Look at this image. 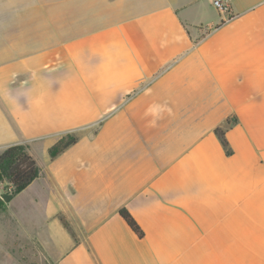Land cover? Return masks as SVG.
I'll return each instance as SVG.
<instances>
[{
    "label": "crops",
    "instance_id": "1",
    "mask_svg": "<svg viewBox=\"0 0 264 264\" xmlns=\"http://www.w3.org/2000/svg\"><path fill=\"white\" fill-rule=\"evenodd\" d=\"M224 1L0 0V153L46 154L0 239L51 264H264V0Z\"/></svg>",
    "mask_w": 264,
    "mask_h": 264
},
{
    "label": "trees",
    "instance_id": "2",
    "mask_svg": "<svg viewBox=\"0 0 264 264\" xmlns=\"http://www.w3.org/2000/svg\"><path fill=\"white\" fill-rule=\"evenodd\" d=\"M226 127H217L215 133L227 154H231L232 149L226 137ZM78 139L79 137L73 133L63 135L49 148L50 156H57ZM40 173L41 168L30 152L29 145L13 144L2 151L0 153V183L4 184V191L0 195V210H6L9 202L37 179ZM120 214L140 238L144 237L143 229L125 207L120 210Z\"/></svg>",
    "mask_w": 264,
    "mask_h": 264
},
{
    "label": "rangeland",
    "instance_id": "3",
    "mask_svg": "<svg viewBox=\"0 0 264 264\" xmlns=\"http://www.w3.org/2000/svg\"><path fill=\"white\" fill-rule=\"evenodd\" d=\"M208 1V0H205ZM217 8L208 6L207 13L209 16H213L217 13ZM219 11V10H218ZM37 155V160L42 163L45 158L44 151L39 148L35 150ZM39 188L37 186H32L27 188L17 194L13 201L10 203V212H19L23 207L31 206L33 198L37 196ZM4 191V184L0 186V195ZM36 206V205H35ZM38 208V207H37ZM37 208L35 209L37 211ZM5 214L0 212V221L6 220V222L11 223L8 216L3 219ZM0 264H51L48 256L43 249L35 240L29 241V243L20 244L18 240L14 237L2 238L0 239Z\"/></svg>",
    "mask_w": 264,
    "mask_h": 264
},
{
    "label": "built area",
    "instance_id": "4",
    "mask_svg": "<svg viewBox=\"0 0 264 264\" xmlns=\"http://www.w3.org/2000/svg\"><path fill=\"white\" fill-rule=\"evenodd\" d=\"M213 4L222 13H229L230 11L228 3H226L224 0H213ZM1 185L2 183H0V186Z\"/></svg>",
    "mask_w": 264,
    "mask_h": 264
}]
</instances>
